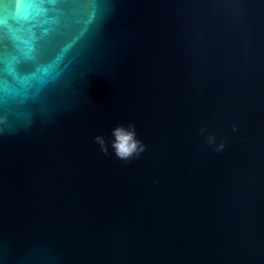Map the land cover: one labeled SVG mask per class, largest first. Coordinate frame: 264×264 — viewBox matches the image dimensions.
Segmentation results:
<instances>
[{
  "label": "water",
  "instance_id": "1",
  "mask_svg": "<svg viewBox=\"0 0 264 264\" xmlns=\"http://www.w3.org/2000/svg\"><path fill=\"white\" fill-rule=\"evenodd\" d=\"M0 264H264V0H0Z\"/></svg>",
  "mask_w": 264,
  "mask_h": 264
},
{
  "label": "clouds",
  "instance_id": "2",
  "mask_svg": "<svg viewBox=\"0 0 264 264\" xmlns=\"http://www.w3.org/2000/svg\"><path fill=\"white\" fill-rule=\"evenodd\" d=\"M68 41H65L59 48L51 55L46 54L44 46L39 50V60L36 65V70L40 76L41 84H48L59 75L60 64L63 62L65 46ZM50 116L51 113H46ZM111 148L115 156L125 162H131L133 158H139L142 153L146 151V145L137 139V132L135 124L129 123L127 126L119 125L112 130ZM94 142L99 146V150L104 154H109V144L105 136L96 135ZM209 145L216 143L215 136L208 137ZM224 147L220 143L216 150L220 151Z\"/></svg>",
  "mask_w": 264,
  "mask_h": 264
}]
</instances>
